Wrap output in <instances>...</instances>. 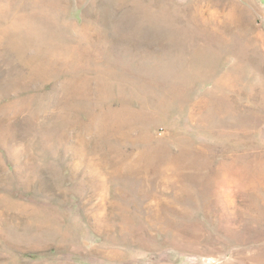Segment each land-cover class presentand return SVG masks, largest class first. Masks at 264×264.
<instances>
[{
    "label": "rangeland",
    "instance_id": "obj_1",
    "mask_svg": "<svg viewBox=\"0 0 264 264\" xmlns=\"http://www.w3.org/2000/svg\"><path fill=\"white\" fill-rule=\"evenodd\" d=\"M11 3L0 264H264V222L249 218L264 192V0H69L30 36ZM84 20L99 27L88 43L70 27ZM55 48L60 70L30 76ZM76 78L87 94L66 88Z\"/></svg>",
    "mask_w": 264,
    "mask_h": 264
},
{
    "label": "bare ground",
    "instance_id": "obj_2",
    "mask_svg": "<svg viewBox=\"0 0 264 264\" xmlns=\"http://www.w3.org/2000/svg\"><path fill=\"white\" fill-rule=\"evenodd\" d=\"M11 1H12L11 5L9 4V6L11 7V10H13L14 8L17 9L18 8V5H19L17 3H19V2H13V0H11ZM20 1L22 2V0H20ZM68 1L69 0H51V3L49 4L50 0H45V3L46 4H44L42 0H24L23 1L24 2V6H25L23 8L24 11L21 12V13L15 11L14 13L17 16L20 17V21H21L22 18L25 19V22H26L25 23V29L27 31V34L30 36V34L33 31L32 30V27H31V24L32 23H35L36 24L37 17H43V16L49 17L50 16V17H52L51 19H54V20L55 19H58V20H60V15H62L63 13H65L67 11V3H68ZM22 3L19 5V7H21V8H22ZM26 9H29V10H31L33 12H36V13H33V14H31L30 12L29 13H26L25 12ZM70 27H71V29L76 30L78 32V36L76 37V41L77 42H83V43H88L89 42L90 39L88 37V33H91L92 34V32H98L99 31V27H95L93 24L89 23L86 20H84L82 22V24H80V27L79 28H77L75 25H72V24L70 25ZM64 34H66V32H62L61 38L56 43H61V42L65 41L67 39V36L68 35H64ZM200 39H203L206 43L209 42V38L207 36H201ZM55 51H57V53H50L51 52V49H50V51H48L46 53L47 55L44 57V59H41V60L40 59H37L34 62L32 61V63L34 65H32V68H31L32 69L31 70L32 73L30 74V76H35V75H37V76L38 75H48V74L51 75L52 73H55L57 70H60V66H61V64L63 62V57H62L63 56V53H62V51L66 52L67 49H65V48H63V49L55 48ZM73 56H75L76 59H78L79 61L84 62L87 65L88 64H94V62L95 63L96 62L98 63V59H100L98 57V54H94V53L93 54H90V53H86L85 54V52H82V51H75V53H74ZM217 58H218V56H217ZM84 63H83V65H84ZM76 67L77 66L72 67L70 70L71 71H74L76 69ZM100 67H97V68L99 69ZM92 69H94V68H92ZM85 70H87V68H85ZM113 70H108V72L109 71H113ZM122 71H124V70H122ZM49 72H51V73H49ZM123 73H125V72H123ZM113 74L110 73L109 75H113ZM28 75H29V73H28ZM121 75H122V72H121ZM123 75L125 76L126 73L123 74ZM96 76H98V74ZM121 77H118V78H121ZM128 78H131V77H128ZM31 79H32V77H31ZM104 79H106V78H104ZM82 80H84V83H81ZM141 80H142L143 83L140 81V84H137V85H139L140 88H143V89H145V91H147L148 90V87L150 86L149 83H151V82H147L143 78ZM76 81L77 82L75 84H66L67 85L66 88H68L69 90H73L74 88H76V87L79 86L80 89L83 90L87 94V92H88L87 90L90 87L89 82H87L84 78H76ZM104 81L106 82V80H104ZM144 82H147L148 85L146 83H144ZM161 82H163V85L164 86H166V84L168 83V81L166 79H164ZM79 83H81V84H79ZM155 84H156V87H157L159 85V82L157 81V82H155ZM6 85H9V86L13 87V84L12 83L11 84H6ZM20 100H22V99H20ZM11 105H13V102H10L7 106L3 105L2 106V110H5V108H7L8 106H11ZM92 118H94V119H102V115L99 114V116H96V114H92ZM125 167H126V169H130L131 168L129 164H127ZM245 181H247V180H245ZM257 198L259 200V203L252 202L254 209L252 208L253 211L251 212V214H250L251 217L249 216V218L252 221H254V222H256V221L257 222H260V221L261 222H264V192H259Z\"/></svg>",
    "mask_w": 264,
    "mask_h": 264
}]
</instances>
